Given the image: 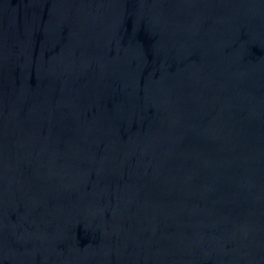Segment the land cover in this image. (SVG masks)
Segmentation results:
<instances>
[{
    "label": "water",
    "instance_id": "1",
    "mask_svg": "<svg viewBox=\"0 0 264 264\" xmlns=\"http://www.w3.org/2000/svg\"><path fill=\"white\" fill-rule=\"evenodd\" d=\"M0 264H264V0H0Z\"/></svg>",
    "mask_w": 264,
    "mask_h": 264
}]
</instances>
